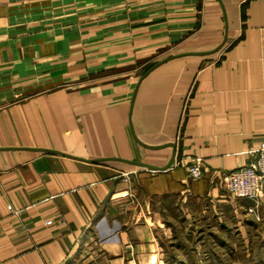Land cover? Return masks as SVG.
<instances>
[{"label":"crops","instance_id":"1","mask_svg":"<svg viewBox=\"0 0 264 264\" xmlns=\"http://www.w3.org/2000/svg\"><path fill=\"white\" fill-rule=\"evenodd\" d=\"M263 140L264 0H0V264H264Z\"/></svg>","mask_w":264,"mask_h":264},{"label":"built area","instance_id":"2","mask_svg":"<svg viewBox=\"0 0 264 264\" xmlns=\"http://www.w3.org/2000/svg\"><path fill=\"white\" fill-rule=\"evenodd\" d=\"M186 168L191 179H200L204 176L205 167L199 159L191 162ZM222 184L228 197L249 200L253 205L248 211L257 210L264 201V140L259 148L253 151L249 164L225 173Z\"/></svg>","mask_w":264,"mask_h":264},{"label":"rangeland","instance_id":"3","mask_svg":"<svg viewBox=\"0 0 264 264\" xmlns=\"http://www.w3.org/2000/svg\"><path fill=\"white\" fill-rule=\"evenodd\" d=\"M256 256L264 257V250L261 251L258 247L254 248V252H253V256L252 257H256ZM237 257L241 259L242 258V255H241V257H239V256H237Z\"/></svg>","mask_w":264,"mask_h":264},{"label":"water","instance_id":"4","mask_svg":"<svg viewBox=\"0 0 264 264\" xmlns=\"http://www.w3.org/2000/svg\"><path fill=\"white\" fill-rule=\"evenodd\" d=\"M158 63H160V62H158ZM158 63H156V64H154L152 67H150L144 74H143V76H145L155 65H157Z\"/></svg>","mask_w":264,"mask_h":264}]
</instances>
